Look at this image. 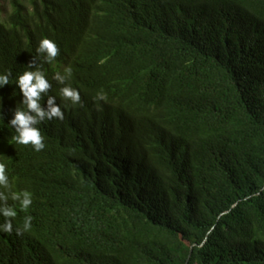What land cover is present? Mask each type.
Returning a JSON list of instances; mask_svg holds the SVG:
<instances>
[{
    "label": "trees",
    "instance_id": "16d2710c",
    "mask_svg": "<svg viewBox=\"0 0 264 264\" xmlns=\"http://www.w3.org/2000/svg\"><path fill=\"white\" fill-rule=\"evenodd\" d=\"M37 69L64 113L37 126L39 152L9 123L16 77ZM9 72L0 192L17 215L0 264H264V0H10ZM22 191L27 210L10 198Z\"/></svg>",
    "mask_w": 264,
    "mask_h": 264
},
{
    "label": "clouds",
    "instance_id": "9594fccd",
    "mask_svg": "<svg viewBox=\"0 0 264 264\" xmlns=\"http://www.w3.org/2000/svg\"><path fill=\"white\" fill-rule=\"evenodd\" d=\"M38 53H44V59L46 62L53 61L58 53L59 49L56 43L48 38L40 40ZM33 62H29L28 66L32 67ZM64 75L60 73L54 74V79L64 85L65 80L71 75V69L66 68ZM11 73L0 74V88L5 84H10ZM15 84L18 85L19 93L22 96L21 103L23 108H15L14 114L9 121L10 125L15 129L16 135L13 137L15 143L20 145H31L37 152L44 149V137L41 134L39 127L41 122L45 120H52L53 118L63 119L64 113L61 107L55 102L56 96L48 95L51 88L49 80L46 78L43 71L37 70H26L19 74L15 79ZM59 95L64 100H70L73 105L79 104L81 97L75 88L65 85L60 88ZM47 97L44 100V97ZM98 100H105L106 96L101 91L97 93ZM46 103L47 108L42 107L41 101ZM0 187L4 189L9 188V178L6 173V165L0 163ZM10 198L14 202H19L21 210H27L32 204L31 193L28 191L22 192H11ZM9 199L8 195L0 192V215L6 218L5 223L0 225V231L5 233H11L13 226L10 220L7 218H14L17 212L13 206H9L6 203ZM32 217H25L23 223V229L17 228L16 234L20 235L22 231H29L31 229Z\"/></svg>",
    "mask_w": 264,
    "mask_h": 264
},
{
    "label": "rangeland",
    "instance_id": "374dc122",
    "mask_svg": "<svg viewBox=\"0 0 264 264\" xmlns=\"http://www.w3.org/2000/svg\"><path fill=\"white\" fill-rule=\"evenodd\" d=\"M10 11V0H0V19L4 20Z\"/></svg>",
    "mask_w": 264,
    "mask_h": 264
}]
</instances>
